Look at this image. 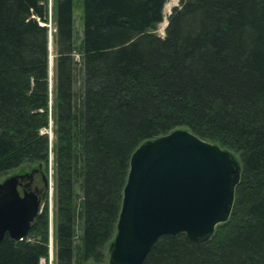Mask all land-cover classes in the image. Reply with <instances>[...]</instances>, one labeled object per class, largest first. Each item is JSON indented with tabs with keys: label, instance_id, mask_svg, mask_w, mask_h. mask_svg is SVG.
I'll return each instance as SVG.
<instances>
[{
	"label": "trees",
	"instance_id": "1",
	"mask_svg": "<svg viewBox=\"0 0 264 264\" xmlns=\"http://www.w3.org/2000/svg\"><path fill=\"white\" fill-rule=\"evenodd\" d=\"M48 1L0 0V175L52 150L57 264L103 262L132 153L177 128L238 155L241 179L210 239L163 235L143 264H264V0H180L165 36L168 0H84L80 60L74 1L54 0L52 91ZM48 242L45 208L0 264H40Z\"/></svg>",
	"mask_w": 264,
	"mask_h": 264
},
{
	"label": "water",
	"instance_id": "2",
	"mask_svg": "<svg viewBox=\"0 0 264 264\" xmlns=\"http://www.w3.org/2000/svg\"><path fill=\"white\" fill-rule=\"evenodd\" d=\"M241 170L231 150L186 128L141 143L130 158L109 264H143L163 235L210 239L231 215ZM26 176L0 181V243L7 234L25 238L41 211L36 193L18 190Z\"/></svg>",
	"mask_w": 264,
	"mask_h": 264
},
{
	"label": "rangeland",
	"instance_id": "3",
	"mask_svg": "<svg viewBox=\"0 0 264 264\" xmlns=\"http://www.w3.org/2000/svg\"><path fill=\"white\" fill-rule=\"evenodd\" d=\"M74 1V43H75V55L76 59L80 60V53L83 48V37H84V0H73ZM53 3L54 0L48 1V8H49V21L44 24L48 26L49 30V43H48V50H49V82H50V90L53 89V82H54V63L55 58L57 55L56 47L54 45V33L56 31L55 23L53 21ZM180 5V0H168L163 9V20L158 24L156 28V32L161 36H165V28L168 24V17L171 14L173 8L175 6ZM79 70V78L77 86H80V80L82 78L81 74V65L79 63L78 66ZM52 96V92H51ZM50 134V143L52 148V142L54 138V133L52 131V121L51 127L47 130H44ZM235 154V153H234ZM236 155V154H235ZM53 152H50L49 156V163L45 165L47 169V173L49 176V189L46 197L41 202V211L45 208H48V216H49V253L47 258H42L40 264H57V256H56V239H55V208H56V196H55V180H54V160H53ZM238 158V155H236ZM38 164H31V163H24L22 166L11 169L6 173L0 175V181L5 180L8 177L18 174L21 171L29 170L30 168L37 166ZM76 238H75V245L76 249L75 252H79L82 245V228L81 222H78L76 229ZM113 243V242H112ZM112 243H108L104 250V260L103 262L97 264H109L110 254H111V245ZM80 248V249H79ZM85 264H94L92 261H88Z\"/></svg>",
	"mask_w": 264,
	"mask_h": 264
},
{
	"label": "flooded vegetation",
	"instance_id": "4",
	"mask_svg": "<svg viewBox=\"0 0 264 264\" xmlns=\"http://www.w3.org/2000/svg\"><path fill=\"white\" fill-rule=\"evenodd\" d=\"M27 174L23 179H20L18 190L23 192H34L38 195L41 202L46 197L49 189V176L44 163H39L37 166L29 170L21 171L16 175Z\"/></svg>",
	"mask_w": 264,
	"mask_h": 264
},
{
	"label": "bare ground",
	"instance_id": "5",
	"mask_svg": "<svg viewBox=\"0 0 264 264\" xmlns=\"http://www.w3.org/2000/svg\"><path fill=\"white\" fill-rule=\"evenodd\" d=\"M50 181V180H49Z\"/></svg>",
	"mask_w": 264,
	"mask_h": 264
}]
</instances>
